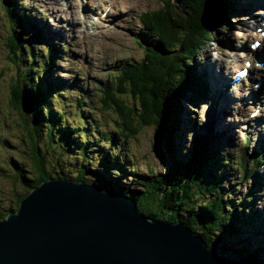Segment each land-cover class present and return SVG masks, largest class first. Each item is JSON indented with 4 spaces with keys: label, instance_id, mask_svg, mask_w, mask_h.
Returning a JSON list of instances; mask_svg holds the SVG:
<instances>
[{
    "label": "trees",
    "instance_id": "obj_1",
    "mask_svg": "<svg viewBox=\"0 0 264 264\" xmlns=\"http://www.w3.org/2000/svg\"><path fill=\"white\" fill-rule=\"evenodd\" d=\"M163 1L166 6L162 4L161 8L140 16V22L147 31L145 40L141 43L143 57L132 63L119 62L113 73L108 74L109 80L100 89L99 101L102 107L109 109L112 105L119 121L114 123L112 132L97 134L95 140V136L89 133L86 118L82 115L81 108L84 105L79 104L82 103L80 96L74 98L76 109L80 111V116H76L78 121L67 117L65 109H57L55 105L60 99H69L60 97L67 85L55 84L50 78L52 61L59 51L47 46L49 50L44 53L34 52L32 41L22 37L21 30H16L25 22L22 11L12 0H3L9 26L6 39L10 52L8 59L16 71L20 69L18 59L23 63V73L13 75L15 78L10 84V90L13 107L21 110L23 117L28 115L23 127L29 140L30 167L27 168L30 170L18 159L11 162L13 173L1 174L5 171L0 168V176L11 179V183L18 187L20 182V188L25 190L24 193H16L12 204L0 205V219L11 211H16L21 198L51 176L44 170L41 154L48 147L53 152L54 143L60 149H74L80 158L79 167L84 169L85 163L87 166L90 163L86 156L96 151L95 147H107L103 154L97 150L100 168L113 166L118 175L115 181L118 177L127 175L129 181L136 185L135 188L128 186L121 194L132 197L137 205L159 219H181L207 246L212 249L219 248L221 251L218 252L225 257L233 249L226 247L223 236H243L238 226L242 221H245L246 228H253L255 216L251 209L255 199L254 192L246 194L244 199L239 198V204L233 207L228 199L229 192L222 187L228 178L223 175L227 173L228 165H235L242 173L241 178L248 180L260 166L263 155L257 158L253 155L254 158L250 160L241 154L236 162L230 159L221 160L220 155L218 157L214 151L212 144L216 142L209 133L195 135L193 149L187 155L179 151L178 157L180 145L173 140H177L182 100L193 102L198 99V91L204 89L200 75L193 74V70L196 72L194 57L208 43L222 19V12H230L233 4L231 0H188L183 15L175 10L171 0ZM34 33L37 35V32ZM43 62L46 67H43ZM122 94H129L132 98L133 102L129 106L122 100ZM144 127L153 128L160 145L167 151L170 161L167 174L149 172V175L142 176L132 166L128 167L117 160L119 155H123L120 152L123 151L126 139L135 137ZM71 135L75 139H71ZM72 141L75 143H71ZM118 142L121 144L118 145ZM194 150H198L196 156L200 157V161L192 160ZM206 150L211 158L205 160L201 158V151L204 155ZM250 163L252 165L246 168ZM236 208H239L240 214ZM244 210L250 213L249 217L253 215L251 220H248ZM244 245L245 249L241 248L234 257L264 264L259 245L255 249L251 248L252 243L248 239H245Z\"/></svg>",
    "mask_w": 264,
    "mask_h": 264
},
{
    "label": "rangeland",
    "instance_id": "obj_2",
    "mask_svg": "<svg viewBox=\"0 0 264 264\" xmlns=\"http://www.w3.org/2000/svg\"><path fill=\"white\" fill-rule=\"evenodd\" d=\"M12 2L17 3L18 9L22 11L21 15L25 17V22L22 23L20 29L16 30H21L22 37L32 41L34 52L39 54L44 53L48 45L58 49L59 54L53 59L50 78H55L52 79L55 84L68 85L67 89H63V94L60 97H81L82 103L79 104L84 105V108H81V112L87 120L89 133L91 136H95V140H97V134L101 135L112 132L114 123L119 121V119L112 105H110V109L102 107L99 101L101 96L100 89L102 84L108 81V74L110 72L113 73L119 62L128 61L132 63L143 57V50L139 40L147 34V31L144 29L146 27L140 22V16L161 8L162 0H12ZM3 8V0H0V168L5 171L1 174L6 172L8 174L13 173L11 168L13 159L23 162L27 170H30L27 168L30 167V161L28 138L23 127L28 115L27 117H23L21 115L22 111L13 107L10 91L13 75L23 73V63L18 59L20 69L16 71L15 66L8 59L10 52L6 46V39L9 35V27ZM233 14L234 16L228 18L231 20L230 23L226 19H221L222 21L218 24L220 26L217 32L211 35L210 41L204 49L200 50L194 57L196 62L195 69L200 72L198 73L201 77H199L200 82L203 81L205 83L206 75H210L212 70L214 73L217 72L218 66L214 62H218L222 58L232 59L231 61H235L234 65L235 63L240 64L238 67L229 69V74L226 72L225 66L224 72L227 73L225 75H227L229 80L234 77L235 70L241 67V62H239L241 57L239 58L238 54L245 56L251 41L248 43L241 41L243 40L241 37L243 32L238 29L225 30L221 28L220 30V27L225 26V24L230 25L233 23L236 26L247 23L245 14L236 12ZM37 22L42 27L41 29H38ZM88 22H93L92 27L88 26ZM34 23L37 25V28ZM34 32H37V35ZM44 38L45 41L42 42ZM237 41H241L245 45L239 46V44L237 45ZM208 47H211V51L209 55H205L204 51ZM221 47L226 49V55L220 52L219 48ZM210 64L212 69L211 72H208L206 67L210 66ZM232 87L231 85H225V89L227 88L228 90ZM230 92L232 94L231 90ZM206 95L207 93H202L201 99L196 100L194 103L186 99L182 100L181 105L183 110L176 141L183 148V154H186V149L188 151L191 147L192 138L197 132L200 131L201 134L210 132L212 140L216 142L212 145L220 152L221 160L230 159L236 162L242 150H244V153L250 159L254 158V154L256 155L255 158L261 154L263 155L260 166L254 171L252 177L249 178L250 180L241 178L242 173L238 167L228 165L226 167L228 168L227 173L223 175L224 178H228L225 180L226 183L222 184V187L224 191L229 192L228 199L232 202L233 207L237 205L239 198H246V194L250 192H254L253 194H255L251 209L255 216L253 228H246L245 221H242V224L240 223L238 226L242 230L243 236L239 234L236 237L223 236V242L226 247L233 249L227 252L228 256L226 258L231 259L233 256H236L241 248L245 249V239L251 241V248L255 249L259 245V249H261L264 256V228L260 226L262 222V226L264 227V212L262 211L264 208V134L259 135L257 131H253L254 126L256 124L262 126L263 121L247 120L246 122L245 118H241L240 120L232 118L234 113H230L229 109L222 115L223 120L225 119L228 124L231 122L227 129L221 127L222 124L219 120H214L216 128L212 120L210 123L205 124L206 121L202 122L201 118H205L207 115L209 119V116L213 115L209 114L208 110L212 109V103L206 100ZM122 96V100L128 106L133 102L129 94H122ZM74 98H69L68 100L60 99L55 105L57 109L63 111L65 109V113L68 114L67 117L76 119V116H80V111L75 109L77 103ZM262 98L263 93L261 92L259 93V100L261 101ZM238 101L239 99L231 97L229 107L232 109L236 108ZM205 104H208L209 107ZM188 108L190 113L189 118L188 115H183L185 111L187 112ZM251 112V109H249L247 111L248 115ZM228 116L232 119L231 121L227 120ZM258 117L260 118V115ZM76 120L78 121V119ZM188 121H190L192 127L188 130H181L182 124ZM218 124L221 125H219L221 127L220 130L224 131L220 133L221 135H230L225 140L222 139L221 135L216 133V131L219 132V130H216ZM245 138L249 140L244 142ZM119 144L121 142H118ZM100 146L95 147L96 151H93L89 155L90 163L88 166L85 163L86 170L79 168L80 158L77 157L78 155L74 149H60L56 146L53 153L48 147L47 151L41 154L44 160V170L51 175L60 174L61 176L73 178V168L70 170L68 164L72 165V162H74V167L79 164L76 171L83 172L89 178L88 181L92 180L93 183H100L99 176L102 173L98 170H107L109 178L114 180L118 176L114 171V167L109 165L106 169H102L98 164L99 155H97V150L101 154L107 151V147ZM122 149L123 151L120 153L123 155H119L117 160L128 167L132 166L139 174L148 175L149 170L153 173L166 170L167 161L164 156V148L157 144L152 128H141L135 137L126 139V143ZM224 150L228 152H224ZM87 153L89 154V152ZM113 164L112 162L111 165ZM251 165V163L248 164L247 168ZM49 170L52 172H48ZM92 172L95 176L91 174ZM117 181L120 188L126 186L130 188L136 187L134 183L129 181L127 175L118 177ZM253 183L255 184L253 185ZM102 186L111 188L108 184ZM16 193H20L18 185L12 184L11 179L0 176V205L6 206L9 203L12 204ZM236 209L237 213L240 214L239 208ZM244 213L247 215L248 220L252 219L253 215L249 217L250 213L247 210H244ZM214 250L217 253L221 251L219 248ZM234 251L235 253H233Z\"/></svg>",
    "mask_w": 264,
    "mask_h": 264
},
{
    "label": "water",
    "instance_id": "obj_3",
    "mask_svg": "<svg viewBox=\"0 0 264 264\" xmlns=\"http://www.w3.org/2000/svg\"><path fill=\"white\" fill-rule=\"evenodd\" d=\"M172 2L185 15L188 0ZM0 264L257 263L225 258L181 219H159L132 198L51 177L0 219Z\"/></svg>",
    "mask_w": 264,
    "mask_h": 264
},
{
    "label": "bare ground",
    "instance_id": "obj_4",
    "mask_svg": "<svg viewBox=\"0 0 264 264\" xmlns=\"http://www.w3.org/2000/svg\"><path fill=\"white\" fill-rule=\"evenodd\" d=\"M100 1H103V0H100ZM231 2H233V3H235L236 4V7H235V9L233 10V11H231V12H222V13H224L223 14V16H222V18L223 19H226V21L228 20V23H230L231 22V20L230 19H228L230 16H234V14L233 13H240V14H245L246 15V19H247V23L246 24H244V25H234L233 23L232 24H225V26H221L220 27V30H221V28H224L225 30H229V29H233V28H235V29H238V30H240L241 32H243V34H241V37H242V39L243 40H241V41H244L245 43H248V42H250V41H252L253 40V38L256 36V32H255V30H256V28H262V31L264 30V28L261 26V23H262V19H261V21H260V16H257V15H260V14H264V0H231ZM255 5H254V4ZM91 8V7H90ZM92 9H95V8H92ZM247 10V11H246ZM245 15H243L244 17H245ZM84 18H86V17H84ZM235 18V17H234ZM72 19V18H71ZM74 20V19H73ZM236 21H237V18H236ZM94 22V21H93ZM93 22H88V26H90V27H92V25H93ZM96 22V21H95ZM35 24V23H34ZM36 25V24H35ZM37 25H38V29H41L42 27L38 24V22H37ZM37 25H36V28H37ZM220 26V25H219ZM219 26L215 29V31L213 32L214 34H215V32H217V30H218V28H219ZM227 28V29H226ZM47 35L49 36V34L47 33ZM237 39H239V38H237ZM145 40V38L144 37H141L140 38V42L141 43H143V41ZM45 41V38H44V40H42V42H44ZM239 42V41H237V45L239 44V46H242V45H245V43H243V42ZM47 45V44H46ZM48 46H50V47H52V48H54V49H56L55 47H53V46H51V45H48ZM264 48V42L260 45V47L257 49V50H255L254 52L253 51H250V49L249 48H247V53H246V55L245 56H242V55H239L238 54V57L240 58L241 57V59H240V61L239 62H241L242 60H246L247 61V59H253V56H254V54L257 52V51H261L262 49ZM220 49V52L222 53V54H225L226 55V53H227V51H226V49L225 48H223V47H221V48H219ZM49 49L47 48V46H46V49H45V52L46 51H48ZM56 50H58V49H56ZM211 51V47H208L205 51H204V54L205 55H209V52ZM259 51V52H260ZM232 52V51H231ZM237 55V54H236ZM235 56V55H234ZM233 56V57H234ZM227 57V56H226ZM223 60H224V64H223ZM232 59H224V58H222L220 61H215L214 62V64H216L218 67V70H217V72L216 73H214L213 72V70H212V72H211V64H210V66H207L206 67V69H207V71L208 72H211L210 73V75H206V77H205V80H206V82L204 83V86H205V88L206 89H208V92H207V95H206V100H208L209 102H211L212 103V109H210V110H208L209 111V114L210 115H212V116H209V119L207 118V115H206V117L205 118H201V120H202V122H205V124H208V123H210L211 122V120H212V123H214L213 125H214V127L216 126L215 125V121L214 120H219L220 121V123L222 124V126L220 125V124H218V126H217V129L216 130H219V132H217L216 131V133L218 134V135H221L220 133H222V132H224L223 130H220V128L222 127V128H224V129H227V127L231 124V122H229V124L226 122V120L224 119L223 120V118H222V115L226 112V110L228 111L229 109H230V113L231 112H233L234 113V116H232V118H236V119H241V118H245V121L247 122V120H251L250 119V117H249V115H248V113H247V111L249 110V109H253L252 108V106H251V101L253 100V98L251 99V97H249L248 95H246V99H251V100H244L242 97H243V95H244V93H243V89H242V86L240 85V82H238L237 84H236V86H233L230 90L232 91V94H231V92H230V90H228L227 88L225 89V85L229 82V78L227 77V75H225V74H227L228 72H229V69H231V68H233V67H238L239 65L238 64H236L235 63V65H234V62L233 61H231ZM136 62V61H135ZM238 62V63H239ZM260 62H261V60H260ZM52 63H53V61H52ZM43 64V67H46V66H44V62L42 63ZM244 65V64H243ZM225 66H226V72L227 73H225L224 71V69H225ZM252 66V65H251ZM242 67V66H241ZM48 68V67H47ZM204 69H205V67H204ZM251 70H252V73H253V75H251L250 77H248L247 79H245L244 80V85H247V88H251V84H250V81H251V79H254V74L256 73V71H257V69L254 67V66H252L251 67ZM206 71V70H205ZM235 72H238V70H235ZM193 74H197V72H195L194 70H193ZM229 74V73H228ZM224 75V76H223ZM49 76V75H48ZM255 78H257V77H255ZM52 79H55L54 77H51V80ZM108 79V78H107ZM109 80V79H108ZM232 80V79H231ZM105 83V82H104ZM104 83L102 84V86L104 85ZM217 83V84H216ZM54 84V83H53ZM51 85H52V83H51ZM65 85H67V84H65ZM217 85H219V86H217ZM220 85H221V87H220ZM68 86V85H67ZM62 94H63V92H62ZM229 94H230V96H229ZM247 94H250V93H247ZM60 96H61V94H60ZM76 97V96H75ZM231 97L232 98H234V99H239V102H237L236 103V108H234V109H232V108H230L229 107V102H231ZM69 98H74L73 96L72 97H69ZM201 99V90H200V92L198 91V99L197 100H200ZM225 99V100H224ZM205 105H208V104H205ZM234 105V104H233ZM208 107H209V105H208ZM82 108H84V106L82 107ZM76 109V108H75ZM110 109V108H109ZM232 109V110H231ZM262 110L264 111V105H263V108H262ZM193 112H195V111H193ZM186 113H188V114H186ZM258 113V112H257ZM256 113V115H254L253 117H252V119H258L259 117V115H260V117H262L263 115V113L262 112H259L258 114ZM208 114V115H209ZM255 114V113H254ZM22 115V114H21ZM183 115H188V118H189V115H190V113H189V108H188V110H187V112L185 111V114L183 113ZM221 116V117H220ZM245 116H248V117H245ZM21 118H22V116H21ZM230 117L228 116V119L227 120H229V121H231L232 119L230 118ZM235 120V119H234ZM218 121V122H219ZM202 125H204L203 123H202ZM219 125L221 126V127H219ZM223 126H225V127H223ZM192 127V124L190 123V121H188L187 123H184V124H182V126L180 127V129L181 130H188L189 128H191ZM247 127H249V125H247ZM148 128H151V127H148ZM213 128V127H212ZM216 128V127H215ZM250 128H252V127H250ZM153 129V128H152ZM228 130H230V129H228ZM253 131H257L258 133H259V135H261L262 133L264 134V123H263V125L261 126V125H257L256 124V126H254V130ZM200 132V131H199ZM229 132H231V131H229ZM210 133V132H209ZM211 134V133H210ZM153 135L155 136V138H156V141H157V144H159L160 145V141L158 140V136L156 135V134H154V130H153ZM212 135V134H211ZM222 136V139L223 140H225L228 136H230V135H226V134H224V135H221ZM71 137H72V135H71ZM207 137V136H206ZM209 138H210V136H209ZM220 138V137H219ZM71 139H75V138H71ZM173 140H175L176 141V139H173ZM249 139L248 138H245L244 139V142L245 141H248ZM28 142H29V140H28ZM75 143V141H72L71 143ZM211 142V141H210ZM194 145V142H193V139H192V145H191V147L189 148V150L187 151V149H186V154H184V155H187L192 149H193V146ZM57 146V145H56ZM55 144L53 143V147H54V149H55ZM162 145H160V147H161ZM58 147V146H57ZM156 147H157V145H156ZM163 148H164V156H165V158H166V161H167V163H166V170H164V171H160V172H157V173H153L151 170H149V172H152L153 174H164V173H166L169 169H170V165H169V158H168V154H167V151H166V149H165V147L164 146H162ZM158 148V147H157ZM199 148H200V145H199ZM199 150V149H198ZM198 150H194V155H193V158H192V160H194L195 162H197V161H200L201 159H200V157L199 156H196V154L198 153ZM179 151L183 154V148L180 146V148H179V150H178V152H177V156L179 157ZM224 152H228L227 150H224ZM87 158H89L90 159V157L89 156H86ZM217 158V157H216ZM199 159V160H198ZM73 164L72 165H69L68 164V167H69V169L70 170H72L71 168H73V178H69V177H66V176H64V175H60V174H54V175H51L49 178H51V177H56V178H66V179H68V180H73V181H75V182H82V183H85V184H94V185H96L97 187H100V188H102L103 189V191H107V192H109V193H111V194H114V195H120L121 194V191H123V190H125L126 188H127V186L126 187H124V188H120V185H119V182L118 181H115V180H113V179H110L109 178V176H108V174H107V170H105L102 174H100V176H99V182H100V184H98V183H93V181L91 180V181H89V183H87V180L89 179L88 177H86L85 176V174L84 173H82V172H77L76 171V169H77V167H78V165L80 164H78V165H76L75 167H74V162H72ZM81 170H85L84 168H81V167H79ZM48 172H52L51 170H49ZM168 173V172H167ZM166 173V174H167ZM91 174H93V176H95V174L92 172ZM150 174V173H149ZM148 174V175H149ZM142 176H146V174H142ZM147 177H149V176H147ZM49 178H46V179H44V181L45 180H47V179H49ZM215 180H217V178L215 179ZM42 182V181H41ZM40 182V183H41ZM39 183V184H40ZM38 184V185H39ZM105 184H108L109 186H111V187H113V189L111 188V190L112 191H110V188H109V190H108V187L106 188V187H104V186H102V185H105ZM37 185V186H38ZM37 186H35V187H37ZM20 187H22V186H20V182H19V189H20V193H24V189H22V188H20ZM35 187L34 188H32V189H35ZM106 188V189H105ZM31 189V190H32ZM20 193H18V194H20ZM134 194V193H133ZM26 195V194H25ZM122 195H124V194H122ZM124 196H127V195H124ZM127 197H129V198H132V197H130V196H127ZM133 199V198H132ZM20 202V201H19ZM239 204V203H238ZM18 207H19V204H18ZM138 207L140 208V209H143V210H145L142 206H139L138 205ZM18 209V208H17ZM16 209V210H17ZM262 211L264 212V208L262 209ZM261 213V212H260ZM264 218V217H263ZM2 219H6V217H4V218H2ZM260 226L262 227V228H264L263 226H262V222H261V224H260ZM264 231V230H263ZM259 241V240H258ZM231 259H238V260H242V259H239V258H237V257H232ZM244 261H247V260H244ZM250 262H253V261H250Z\"/></svg>",
    "mask_w": 264,
    "mask_h": 264
},
{
    "label": "clouds",
    "instance_id": "obj_5",
    "mask_svg": "<svg viewBox=\"0 0 264 264\" xmlns=\"http://www.w3.org/2000/svg\"><path fill=\"white\" fill-rule=\"evenodd\" d=\"M166 1H168V0H166ZM171 2H172V0H171ZM165 2L162 0V4L163 5H165L164 4ZM173 3V2H172ZM233 3V2H232ZM174 4V3H173ZM234 5L230 8V10L229 11H233L234 9H235V7H236V4L235 3H233ZM166 6V5H165ZM262 14H260L259 16H261ZM261 18V17H260ZM264 18V17H263ZM262 19V18H261ZM261 21V20H260ZM263 22V21H262ZM262 24V23H261ZM8 25V24H7ZM9 27V26H8ZM255 32H256V36L253 38V40L251 41V44H250V46H249V49H250V51H255V50H257L259 47H260V45H258L257 46V48L254 50V49H252L251 48V45L255 42V41H261V44L264 42L263 40H264V30L262 31V30H259V31H256L255 30ZM210 41V40H209ZM208 41V42H209ZM206 46V45H205ZM204 46V47H205ZM204 49V48H203ZM260 51V50H259ZM259 51H257V52H259ZM257 52L255 53V54H257ZM260 52H264V48L260 51ZM259 52V53H260ZM254 54V55H255ZM261 65H259V66H256V65H254L253 64V62L254 61H252L251 59H247V61L245 60H242L241 61V66L244 64V63H247V64H249L250 65V71H252L251 70V67L252 66H254L256 69H257V71H256V76H257V78H255L254 77V79H251V81H250V84L252 85L251 86V88H247V86L246 85H244V80L245 79H247L248 77H250L252 74H249V75H247L248 77H238L236 74H234V77L232 78V80H231V78H230V80H229V82L227 83V85H231V86H236V84L238 83V82H240V85L242 86V89H243V93H244V95H243V99L244 100H251L252 98H253V100L251 101V106H252V108L253 109H251V113H249V117H250V119L251 120H262L263 121V123H264V111L262 110V108H263V105H264V57H262L261 59ZM252 65V66H251ZM239 69V68H238ZM237 69V70H238ZM196 70V72L197 73H200L197 69H195ZM261 71V72H260ZM206 72V71H205ZM254 74V75H255ZM236 76H237V78H236ZM13 78H15V76H13ZM14 80V79H13ZM12 80V81H13ZM203 81H201V83H202ZM204 89H201V94L202 93H207L208 92V89H206L205 88V86L203 87ZM263 93V98L261 99V101L259 100V93ZM247 93H250V94H247ZM246 95H248L249 97H251V99H246L245 97H246ZM185 100V99H184ZM187 100V99H186ZM196 100H194L192 103H194ZM239 102V101H238ZM182 110H183V108H182ZM259 113V112H262L263 114V116L262 117H260V118H258V119H252V117L254 116V115H256V113ZM255 113V114H254ZM257 113V114H258ZM207 134H209V133H207ZM195 135H202L201 134V132H197ZM194 135V136H195ZM203 135H206V134H203ZM194 136H193V138H194ZM192 138V139H193ZM215 149V148H214ZM215 151V153H216V155H218V157H219V155H220V152L218 151V150H214ZM217 151H218V153H217ZM245 155L246 157H248L249 159H250V157L249 156H247L245 153H244V150H242L241 151V153H239V155ZM239 155H238V157H239ZM255 155V154H254ZM262 155V154H261ZM201 158H204L205 160L207 159V158H211V157H209V153L207 152V150L205 151V154L203 155V152L201 151ZM251 160V159H250ZM247 168V167H246ZM30 191H28V193H29ZM27 193V194H28ZM25 196V195H24ZM23 196V197H24ZM22 197V198H23ZM21 198V199H22ZM12 212H15V211H12ZM8 215V214H7ZM6 215V216H7ZM5 216V217H6ZM225 257V256H224ZM226 258V257H225Z\"/></svg>",
    "mask_w": 264,
    "mask_h": 264
}]
</instances>
